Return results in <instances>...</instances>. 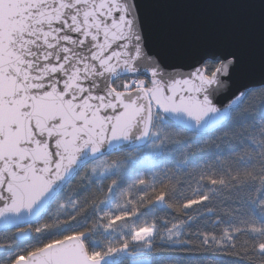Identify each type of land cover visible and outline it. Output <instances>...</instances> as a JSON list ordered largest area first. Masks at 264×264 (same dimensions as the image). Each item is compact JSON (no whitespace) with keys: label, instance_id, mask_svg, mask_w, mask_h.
<instances>
[{"label":"snow or ice","instance_id":"snow-or-ice-1","mask_svg":"<svg viewBox=\"0 0 264 264\" xmlns=\"http://www.w3.org/2000/svg\"><path fill=\"white\" fill-rule=\"evenodd\" d=\"M0 0V264H264V0Z\"/></svg>","mask_w":264,"mask_h":264},{"label":"water","instance_id":"water-1","mask_svg":"<svg viewBox=\"0 0 264 264\" xmlns=\"http://www.w3.org/2000/svg\"><path fill=\"white\" fill-rule=\"evenodd\" d=\"M172 5L162 8V14L202 20L210 23L229 20L236 12L226 5L230 0H162Z\"/></svg>","mask_w":264,"mask_h":264}]
</instances>
